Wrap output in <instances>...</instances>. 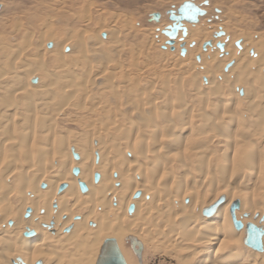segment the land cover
Here are the masks:
<instances>
[{"label":"bare ground","instance_id":"obj_1","mask_svg":"<svg viewBox=\"0 0 264 264\" xmlns=\"http://www.w3.org/2000/svg\"><path fill=\"white\" fill-rule=\"evenodd\" d=\"M52 2L6 19L0 1V264H96L110 239L129 264L128 238L181 264H264V35L230 9L167 23L169 53L135 18Z\"/></svg>","mask_w":264,"mask_h":264},{"label":"rangeland","instance_id":"obj_2","mask_svg":"<svg viewBox=\"0 0 264 264\" xmlns=\"http://www.w3.org/2000/svg\"><path fill=\"white\" fill-rule=\"evenodd\" d=\"M0 1L3 4L6 2V5H9L8 8L11 10V12L4 15V18L6 19L7 18L11 19L12 17H14V15L17 17H20L23 15V17H25L27 13L34 12L37 9L38 4L40 2H47L51 5H54L52 0H0ZM67 1H72V0H67ZM87 1L94 3L93 12L96 15L98 14L106 15L107 14L106 18L109 19L115 16V14L117 13H122L123 15H127L133 19L134 18L137 19V21L139 22V27H141V29L143 30L144 29L145 30L155 29V33L158 35L157 37H162L165 39V42L157 44L158 45L157 48L163 52H169V53L175 52V49L167 48L166 41L168 39H171L169 35L167 34L169 33V27H167V23H171L173 21L171 20V16H172L171 13L174 12L177 15L180 8L186 2H192L195 6L200 7L202 10L206 12L205 16L200 17L198 23L191 24L192 26H198L203 21L207 22L208 24L219 26L220 25L219 21L222 20L224 17H226V15L230 13V9H231L233 12H235L234 16L237 17L236 19H239L238 21H236V25L240 30L250 33L255 39H257V37H260V35H264V0H223L221 2L222 3L221 6L219 7L213 6L210 0H174L173 3H171L166 8H163L162 10H154V7L156 6L159 0H137L139 1L140 4H136L133 7H129V5L117 4L116 0H87ZM111 4H114L115 8H112ZM59 9L63 10L64 8L61 9L60 7ZM65 10L70 11V8L69 9L65 8ZM53 11L55 12L57 11V8L55 6L49 9V13H53ZM155 14L160 15L159 20H156L154 18ZM48 18H50V16ZM182 22L186 24H190L186 20ZM160 25H162L161 31L158 29ZM101 36H102L101 38L105 39L107 35L105 33H102ZM184 36H186V34ZM214 36L219 38V37L225 36V34L224 32H221V29H220V31L216 33ZM238 43L239 42L237 41L236 44H234V47L236 49H239L237 47ZM194 45L195 44H193V46ZM50 47H52V44L50 43L47 44V48H50ZM69 51H70L69 48L65 50V52H69ZM185 55H186V50L184 52H181L180 57L182 58ZM250 55L251 57H254L252 56V52L250 53ZM254 58H256V56ZM197 59H199V57H197ZM231 66L232 65H229L228 67L225 68V70L228 71V69H230ZM263 73H264V70H263ZM37 82H38L37 78L31 81L32 84H36ZM202 82L206 83L207 79L203 78ZM239 93L242 95L243 91ZM73 129L75 130V128ZM73 160L78 161V158L76 156H73ZM75 171L76 170L73 171V175H75ZM46 187L47 186L44 183L41 185V189H45ZM139 197H141V192L137 193L134 196V199H137ZM130 214L131 212L128 211V215ZM29 217L30 215L26 216V218H29ZM12 225L13 223L10 222L9 226H12ZM253 235H255V232L253 230L251 231L250 229H248V232L245 236V240L246 241L252 240L254 238ZM23 236H25V234H23ZM132 239L131 241L129 238L127 239V242L124 243L126 245L125 247L122 244H120L123 254H124L125 248H128L130 251L131 257L132 258L134 257L133 259L134 261H132V259H127L129 264H181L180 262L173 260L169 257H166L162 254L154 255L151 251H147L146 248L144 247H142L143 251H142V258H141V263H140L137 255L135 254V252L133 251L131 247ZM137 245H140V242Z\"/></svg>","mask_w":264,"mask_h":264},{"label":"water","instance_id":"obj_3","mask_svg":"<svg viewBox=\"0 0 264 264\" xmlns=\"http://www.w3.org/2000/svg\"><path fill=\"white\" fill-rule=\"evenodd\" d=\"M205 14L206 12L202 10L200 7L195 6L192 2H186L180 8L177 15L174 12L171 13L172 15L171 20L173 21L186 20L187 22L191 24H196L198 23L199 18L202 16H205ZM154 18L156 20H159L160 15L155 14ZM176 35H177V30L174 31V33L171 34L170 36L175 37ZM83 191H85V189H83ZM248 242H250L256 250H261L260 246L257 243H255L254 240L253 241L249 240ZM131 247L141 263L142 251H143L142 246L137 245L135 241H132ZM96 264H127V263L123 255L121 254V251L117 245V242L113 239H110V240H106L103 246L101 247Z\"/></svg>","mask_w":264,"mask_h":264}]
</instances>
